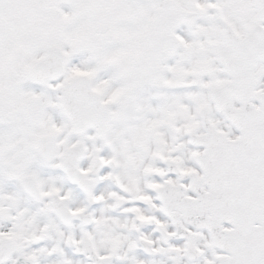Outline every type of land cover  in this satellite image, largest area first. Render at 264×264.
<instances>
[{
	"label": "snow or ice",
	"instance_id": "1",
	"mask_svg": "<svg viewBox=\"0 0 264 264\" xmlns=\"http://www.w3.org/2000/svg\"><path fill=\"white\" fill-rule=\"evenodd\" d=\"M0 264H264V0H0Z\"/></svg>",
	"mask_w": 264,
	"mask_h": 264
}]
</instances>
